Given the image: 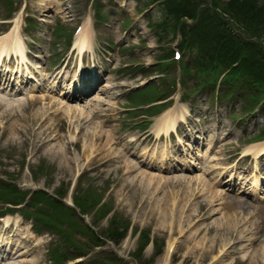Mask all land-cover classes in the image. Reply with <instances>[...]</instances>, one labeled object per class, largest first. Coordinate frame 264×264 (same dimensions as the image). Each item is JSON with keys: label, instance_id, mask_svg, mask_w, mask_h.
<instances>
[{"label": "rangeland", "instance_id": "1", "mask_svg": "<svg viewBox=\"0 0 264 264\" xmlns=\"http://www.w3.org/2000/svg\"><path fill=\"white\" fill-rule=\"evenodd\" d=\"M154 1L0 0V34L15 23L29 25L21 33L47 88L29 95L25 84L21 92L8 86L3 92L0 86V179L22 192L56 194L47 201H59L43 206L45 218L32 216L40 228L36 231L24 217L42 204L40 193L26 194L27 203L15 209L8 198L0 199V214L18 212L9 218L20 233L0 236L17 247L0 264H210L215 255L217 264H264V198L255 197L261 190L249 191L254 179L259 185L261 180L254 178L253 159L230 166L242 144L261 133L264 114L249 113L238 97L251 87L238 84L244 88L226 95L203 83L210 71L202 65L211 54L194 45L205 43L202 34L210 24L198 31L191 16L192 8L200 17L197 10L209 9L222 30L233 33L232 46L256 48L246 54L257 51L256 66L264 69V25L248 33L226 11L227 2H233L237 13L254 11L264 23L259 12L264 0ZM176 5L179 13L168 14ZM95 6L103 16L95 15ZM85 18L91 22V42L79 68L72 41ZM183 34L193 44L185 51ZM174 50L182 53L180 59ZM89 75L97 82L86 95L65 97L78 91L65 86L72 77L83 82ZM54 79L60 84L51 91ZM63 86L67 89L61 91ZM39 94L45 99L32 96ZM150 101L160 104L146 109L143 104ZM182 106L187 112L175 127L181 141L176 144L174 135L160 127L167 110L179 112ZM256 165L264 167V158ZM230 173L238 178L235 185L227 181ZM111 219L123 232L119 221L128 222L124 236L107 235ZM140 234L148 235L149 243L138 250ZM76 256L81 257L69 260Z\"/></svg>", "mask_w": 264, "mask_h": 264}, {"label": "bare ground", "instance_id": "2", "mask_svg": "<svg viewBox=\"0 0 264 264\" xmlns=\"http://www.w3.org/2000/svg\"><path fill=\"white\" fill-rule=\"evenodd\" d=\"M231 10L234 12V10L232 8H231ZM81 26H82V28H84V30L83 31L81 30V35L78 37V39L76 41V45H78L77 47H78L79 55H80L79 65H78L79 68H80V64H81L82 53H83V51H85L84 49H86V47H90L89 43L91 42L90 34L85 33V32L89 31V30L86 31V29L88 27V19ZM11 54L15 55L13 66H10V64H9L12 61L11 56H10ZM28 55L29 54H26V52L24 50V41L22 40V37H21V35L19 33H15V34L11 33L10 34V38H6V36H0V63H1L0 67L3 66L4 69H7V71L4 73V72H2V70L0 68V80L4 81L3 82L4 83V85H3L4 88L1 89L3 92H6V90H7V86L8 85L5 86V84H8V82L9 83L13 82L15 84L19 83V85L20 84L28 85L30 87L29 88L30 92L28 93L29 95H31L32 91H35L38 88L40 90H43L40 93H45L44 89L47 90V88L44 85L45 82H46V80L44 79V74L40 73L38 71H35L33 68H31L28 65V61H29ZM4 57H6V59ZM40 57H41V55L37 54V58H40ZM4 59L7 60V63H5V64H4ZM62 73H63V71L61 72V74ZM76 80H77L76 78L72 77L71 80L69 81V85H65V86H69V88H72V87H74L73 85H74L75 82L77 83V85H80V86L81 85H85V84H82V82H79V81H76ZM94 82H95V80L92 81V83H94ZM56 83L60 84L59 81L57 82L55 79L52 80L51 81V85L48 88L51 91L54 90V86L56 85ZM8 87L10 89H12L13 91L15 90V86H13V85L9 84ZM40 87H42V88H40ZM90 87H91V84L89 82V83L86 84V86H84L81 89L80 93L76 92V94H73V95H79V96L81 95L82 96L85 92H87V90ZM32 96L36 97L37 99L40 98V97H41V99H45L46 95L39 94V96H37V95H32ZM65 97L72 98V95L66 93ZM0 100L4 101V99H2V98H0ZM11 102L12 101H10L9 103L11 104ZM65 107L68 108V105L65 106ZM178 111L179 112H173V113L169 112L170 114L167 113L165 119H162V126H164L162 128V130L165 132V134H169L170 132H174L175 131V126L179 122H183V120L185 118V113L187 112L186 108L184 109V107L182 106V107H180L178 109ZM188 135L190 136L191 134L189 133ZM197 138L203 139L202 136H198ZM251 150H252V148H248V149H246V152H250ZM56 152H58V150L51 148V153L55 154ZM252 153H253V155L255 157L254 167L256 169L257 168L256 162H258V158L260 157V154L264 153V141L260 142V144L258 145L257 149L254 152H252ZM144 155H147V154H144ZM243 155H245V153ZM189 162H191V164H194V161H189ZM182 164H184V162H182ZM185 167H187V165ZM261 169H263V170H260V169L257 170L258 175L254 174V178H256V176H258L259 179L264 178V174L261 173V172L264 171V167H261ZM231 175L232 174H230L229 178H227V181L231 180V178H232ZM239 178L242 179L243 177L240 176ZM199 180H200V178H195V181H199ZM254 181H255V183L251 185L252 188L250 187L249 190L255 192V191H257L258 187H257L256 179H254ZM241 187L243 189H245L243 186H240L239 189H241ZM259 196L261 197V195H259ZM238 203H239V201H238ZM245 203H248V202H245ZM8 231L9 232L14 231L13 233H17L16 232V228H14V226L8 222V219H6V222H4L3 226L0 227V232L2 234H5V233H8ZM3 243L5 245L7 244V242L5 243L4 241H3ZM173 246H174V240H172V241H170L168 243L167 252H166L167 255H169V253L172 251ZM9 248H11V247H9ZM9 248H7V251H9V253H11V252L14 253L17 247H15L14 250H11ZM222 250H223V248H221L219 253ZM4 253H5V255H3V257H6L7 256V252H4ZM165 257H166V255H165ZM215 258H216V255L212 257L213 261L210 264H213L214 262H216L215 264L218 263L217 262L218 260L216 261Z\"/></svg>", "mask_w": 264, "mask_h": 264}, {"label": "trees", "instance_id": "3", "mask_svg": "<svg viewBox=\"0 0 264 264\" xmlns=\"http://www.w3.org/2000/svg\"><path fill=\"white\" fill-rule=\"evenodd\" d=\"M250 4L251 2L247 3V5ZM230 7L234 10V12ZM259 7H261V5H259ZM256 9H259L258 6ZM245 10L246 11L244 14L237 13V10L234 8V3L231 2L226 11L232 18L240 22L241 26L244 25V29H246L247 32L248 30L261 28L260 26L264 25L263 22L256 19L255 14L252 15L254 11H248L247 9ZM179 11L180 8L178 6L169 9V13L176 15L179 13ZM197 12L201 15V17L204 18L201 19L200 16H197V13L192 8L191 16H195V19H197L198 31L205 28L207 24H210V28L205 29L202 34V38L205 40V43L201 42V44H195L205 48L211 54L209 60L202 65L208 66L209 69L207 71H210V74L205 78V80H202L203 82L207 84H213L220 74L228 68L232 69L230 75L226 78V82L228 83H231L233 80H235L236 76L238 75L251 74L255 70H258V66H256V60L259 59L256 57L255 59L253 58L256 51L253 54H246L248 52H253L254 50H252L251 47L248 48L247 51L242 50L247 48H243V44H236L232 46L230 43V38L233 33L231 34L229 32H225L224 29L222 30V27H224L223 23H221L219 17H216L209 9H206L203 12H199L197 10ZM259 12L262 14V20L264 21V7L259 9ZM236 47H238V51L236 50ZM115 231L118 232L116 228L112 229L110 226L107 235L112 236L115 239L117 237H121L124 234L123 231L118 233ZM140 240L141 246H143L148 242L149 238L147 235H143Z\"/></svg>", "mask_w": 264, "mask_h": 264}]
</instances>
